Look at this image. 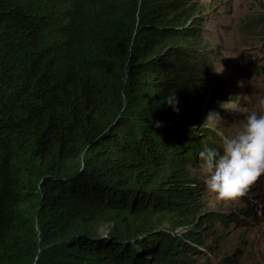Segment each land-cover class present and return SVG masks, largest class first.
<instances>
[{
  "label": "trees",
  "instance_id": "16d2710c",
  "mask_svg": "<svg viewBox=\"0 0 264 264\" xmlns=\"http://www.w3.org/2000/svg\"><path fill=\"white\" fill-rule=\"evenodd\" d=\"M203 6L0 0V264H192L219 242L229 215L196 179L221 146L193 118L216 83Z\"/></svg>",
  "mask_w": 264,
  "mask_h": 264
},
{
  "label": "rangeland",
  "instance_id": "374dc122",
  "mask_svg": "<svg viewBox=\"0 0 264 264\" xmlns=\"http://www.w3.org/2000/svg\"><path fill=\"white\" fill-rule=\"evenodd\" d=\"M199 3L204 5L200 43L213 50L215 68L222 65L223 71L214 72L215 88L201 102V117L193 118L200 127L215 130L214 142L221 144L223 136L239 130L243 114L254 110L258 98L264 97V27L255 22L257 14L264 13V0H198ZM203 191L205 208L229 217L221 223L210 215L212 231L204 237L205 243L222 235L216 238L219 242H211L208 254L193 255L192 264H264V178L257 190L233 200L217 199ZM99 226V231L105 233L111 225L102 222ZM181 231L182 228L174 230L178 234ZM217 248L220 251L216 252Z\"/></svg>",
  "mask_w": 264,
  "mask_h": 264
},
{
  "label": "clouds",
  "instance_id": "9594fccd",
  "mask_svg": "<svg viewBox=\"0 0 264 264\" xmlns=\"http://www.w3.org/2000/svg\"><path fill=\"white\" fill-rule=\"evenodd\" d=\"M220 73L223 67L214 68ZM164 103L178 112V100L173 94ZM244 122L233 135L223 136L219 149L206 148L198 153L200 161L196 179L217 199L233 200L244 196L249 187L264 178V97L258 98L254 110L244 113ZM160 121L155 126H160ZM257 184V185H256ZM259 189V188H258ZM264 201V199H262Z\"/></svg>",
  "mask_w": 264,
  "mask_h": 264
}]
</instances>
